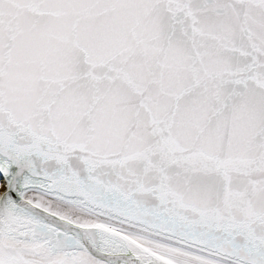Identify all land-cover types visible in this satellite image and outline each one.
Listing matches in <instances>:
<instances>
[{
  "label": "snow or ice",
  "instance_id": "snow-or-ice-1",
  "mask_svg": "<svg viewBox=\"0 0 264 264\" xmlns=\"http://www.w3.org/2000/svg\"><path fill=\"white\" fill-rule=\"evenodd\" d=\"M0 264H264V0H0Z\"/></svg>",
  "mask_w": 264,
  "mask_h": 264
}]
</instances>
